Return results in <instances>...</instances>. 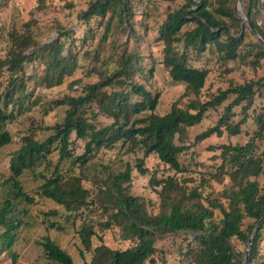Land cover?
<instances>
[{"label":"trees","instance_id":"trees-1","mask_svg":"<svg viewBox=\"0 0 264 264\" xmlns=\"http://www.w3.org/2000/svg\"><path fill=\"white\" fill-rule=\"evenodd\" d=\"M39 1L36 10L49 8ZM86 1L78 29L57 21V36L48 41L30 27L5 37L0 254L39 227L30 206L50 202L56 207L48 214L63 209L70 228L50 220L48 229L74 232L82 264H155L158 258L167 264L160 242L168 235L181 238V264H243L264 216V75L243 82L230 75L245 73L244 66L256 74L264 44L235 14L233 0H167L163 7L157 0ZM243 1L264 38V2ZM162 72L185 91L159 112L162 90L151 82L156 76L163 84ZM214 72L227 85L204 96ZM33 111L40 118L26 115ZM211 111L218 114L215 124L191 133ZM223 135L239 140L210 143L213 162L199 163L203 145ZM152 156L175 173L158 177L147 164ZM138 175H149L154 196L133 192ZM29 180L37 182V198ZM38 244L45 261L37 264H76L51 233ZM247 264H264V221Z\"/></svg>","mask_w":264,"mask_h":264},{"label":"rangeland","instance_id":"rangeland-1","mask_svg":"<svg viewBox=\"0 0 264 264\" xmlns=\"http://www.w3.org/2000/svg\"><path fill=\"white\" fill-rule=\"evenodd\" d=\"M264 2V0H261ZM39 0H4L0 3V56H4L8 46L5 37H7V32L9 30L17 29L19 32H25V29L29 28L32 32H36L37 30H41V35L44 41H48L49 39L55 38L57 36V26L56 22L59 21L63 25L61 27H65V29H70L73 26L78 29L80 24V20H78L79 12L86 7V0H42L41 5L44 7L49 6L46 10L40 9L36 10L37 4L39 5ZM243 6L245 9L244 1ZM72 3V4H68ZM160 7L166 6L169 2L167 0H157ZM180 5L182 2H178ZM236 5V0H233V6ZM262 14L259 15V21L262 25H264V6L261 7ZM35 10L32 15V11ZM35 20H37L35 22ZM103 47V46H102ZM102 59V55H101ZM87 61L84 59L82 62ZM198 65H201V59L197 61ZM242 67V66H241ZM245 70V73L241 71L232 72L230 77L234 78L238 82H243L245 79L257 78L264 75V60L263 66L258 69L256 74L252 69L248 66L242 67ZM31 71V70H30ZM163 76V84L160 82V79L155 76L152 79L151 84L154 85L155 90L161 91L162 97L161 102L159 104L158 110L159 112H164L168 110L171 105L178 101L182 94L185 91L184 85H175L168 82L166 75L161 74ZM165 75V76H164ZM222 77L221 73L214 72L210 75V78L207 82L206 87L203 89L202 94L207 96L208 93L214 91L220 85H227V82L220 83ZM148 86V85H147ZM60 88H53L50 92H53L52 96H55ZM58 95V94H57ZM58 98V97H57ZM26 115H31V117L35 120L36 117L40 118V114L37 111H33ZM63 115L62 112L59 113V116ZM29 116H27L28 118ZM218 118V114L214 111L208 112L205 116V119L201 126L195 127L191 129V133L194 135L199 133L201 130L205 129L207 126L215 124V121ZM29 119L28 121H30ZM21 125V118L15 121L12 124V131H17L19 126ZM22 129V128H21ZM19 132V131H18ZM18 132L16 138H18ZM236 142L239 140L238 136L228 138L226 136H213L207 144L203 145V148L211 143L216 145V143L221 142L222 140H229ZM200 154L197 160L199 163H204L205 165H209L213 160L211 159L213 153L206 150ZM125 160L135 161V158L131 154H125ZM123 158H118V160L123 161ZM118 166L121 165V162H117ZM148 166L152 171L158 172V177L174 174L175 171L170 169L169 166L161 163L156 157L152 156L148 162ZM196 167V166H195ZM201 168V167H200ZM135 174H138L135 172ZM33 179H40L34 177ZM149 175L147 176H136L133 182V192L141 195L143 197H152L154 193L149 185ZM27 187L30 191L31 195H37L35 193L37 182L34 180H29L27 183ZM213 189L222 190L223 184H213ZM54 203L50 202H39L38 204H34L30 206V213L33 215V218L40 222L39 227H33L31 231V238H26L25 236H19L20 240L16 243H13L9 249H6L2 254H0V264H12L11 259L14 254H17V262L16 264H37L38 262H44V257H42V253L40 252V245L38 244V240L41 239L43 235L51 233L53 237L58 241L61 247L66 248L68 252L72 255L76 264H82V259L79 254V241L77 237H74V232L71 230L64 231L59 228H51L48 229V223L50 220H56L62 225L64 224L68 229L69 225L65 221V211L63 209L59 210V213L56 216H52L48 214V212L55 208ZM152 207V206H150ZM219 213V212H218ZM219 215H217L218 217ZM65 235V239L62 240L59 238L60 234ZM30 241V242H29ZM179 242H181L180 237H174L173 235H168L163 238L160 242V249L165 253V256L168 255L167 264H181V260L178 254ZM246 248V245H244ZM243 248V246H241ZM167 257V256H166ZM155 264H164L163 261L158 258V261Z\"/></svg>","mask_w":264,"mask_h":264},{"label":"water","instance_id":"water-1","mask_svg":"<svg viewBox=\"0 0 264 264\" xmlns=\"http://www.w3.org/2000/svg\"><path fill=\"white\" fill-rule=\"evenodd\" d=\"M243 0H236V5H234V11H235V14L238 16V18H240L242 20V23H246L250 29L252 31H254L255 35L257 36V38L260 39V41L264 44V38L261 36V34L258 32V30L253 26V24L251 23L245 9H244V6H243ZM264 221V216L261 217L259 219V221L257 222V224L255 225L254 227V230L252 232V235L251 237L249 238V241H248V247H247V251H246V254H245V257H244V262L243 264H247V261H248V257H249V254H250V251H251V248H252V245H253V239L260 227V225L262 224V222Z\"/></svg>","mask_w":264,"mask_h":264}]
</instances>
